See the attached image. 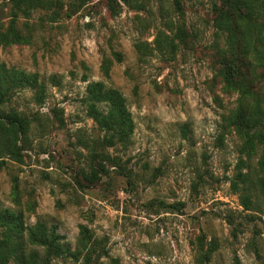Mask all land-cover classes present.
Listing matches in <instances>:
<instances>
[{"label":"rangeland","instance_id":"1","mask_svg":"<svg viewBox=\"0 0 264 264\" xmlns=\"http://www.w3.org/2000/svg\"><path fill=\"white\" fill-rule=\"evenodd\" d=\"M220 5L42 0L17 12L12 25L24 41L0 44V65L35 74L44 98L15 90L0 105L3 122L16 115L22 125L15 153H0V213L53 227L71 251L86 227L96 264H264V199L246 210L230 189L257 155L241 152L228 123L239 94L220 76ZM10 22V3L0 0V33ZM246 58L252 68L241 83L264 109V72L254 54ZM89 82L124 98L134 124L125 145L101 146L106 134L83 104ZM38 253L39 264H76Z\"/></svg>","mask_w":264,"mask_h":264},{"label":"trees","instance_id":"2","mask_svg":"<svg viewBox=\"0 0 264 264\" xmlns=\"http://www.w3.org/2000/svg\"><path fill=\"white\" fill-rule=\"evenodd\" d=\"M5 1L10 3L11 22L6 31L0 33V44L23 42L24 38L12 25L13 19L17 12L26 14L35 6L42 5V0ZM122 2L129 4V0ZM215 18L217 29L227 33L220 76L226 88L239 94L236 109L228 123L241 140V152L248 156L257 155L254 170L237 172L230 182V189L238 195L246 210L259 209V200L264 199V109L256 96L249 102L253 85L241 82L249 79L252 61L246 57L251 54L256 56L255 66L264 72V0H221V5L215 9ZM176 33L180 39L184 36L182 28H178ZM22 89L34 90L37 100L43 102V86L35 74L6 69L0 65V105L12 91ZM83 104L86 115L106 134L100 141L102 147L125 145L128 142L134 124L125 100L117 90L105 87L102 82H89ZM6 117L7 122H3L0 114V153L14 154L17 134L22 125L16 115ZM240 163L243 165V162ZM96 178L97 172L93 167L84 176L89 183ZM0 223L3 228L0 264H8L12 259L17 264H39V250L43 253L42 261L64 255L73 258L76 264H96L100 256L99 250L93 248L84 226L80 227L76 249L71 251L60 243L62 237L56 234L53 227L47 228L40 222L27 227L19 214L9 210L0 213ZM26 247H31L28 254L24 252Z\"/></svg>","mask_w":264,"mask_h":264}]
</instances>
